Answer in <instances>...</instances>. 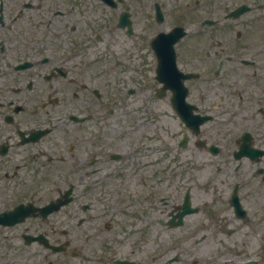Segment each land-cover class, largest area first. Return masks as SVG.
I'll return each mask as SVG.
<instances>
[{"label": "flooded vegetation", "instance_id": "flooded-vegetation-1", "mask_svg": "<svg viewBox=\"0 0 264 264\" xmlns=\"http://www.w3.org/2000/svg\"><path fill=\"white\" fill-rule=\"evenodd\" d=\"M0 264H264V0H0Z\"/></svg>", "mask_w": 264, "mask_h": 264}]
</instances>
